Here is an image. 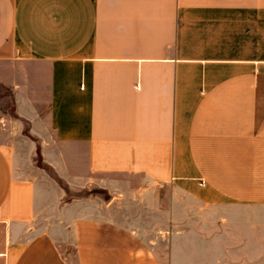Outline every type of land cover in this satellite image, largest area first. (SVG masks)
<instances>
[{
  "label": "crops",
  "instance_id": "crops-1",
  "mask_svg": "<svg viewBox=\"0 0 264 264\" xmlns=\"http://www.w3.org/2000/svg\"><path fill=\"white\" fill-rule=\"evenodd\" d=\"M0 87L16 117L0 110V133L46 130L43 161L70 182L264 209V0H0ZM42 210L0 141V264H192L83 201L50 226Z\"/></svg>",
  "mask_w": 264,
  "mask_h": 264
},
{
  "label": "rangeland",
  "instance_id": "rangeland-1",
  "mask_svg": "<svg viewBox=\"0 0 264 264\" xmlns=\"http://www.w3.org/2000/svg\"><path fill=\"white\" fill-rule=\"evenodd\" d=\"M13 106L10 90L0 87V110L16 119ZM8 127L0 141L15 144L19 175L37 183L41 227L59 223L75 202L83 201L96 215H113L140 229L147 240H159L156 248L165 261L175 252L179 258L189 256L192 264H264V209L241 214L231 206H203L176 187L151 185L139 177L113 176L107 187L75 184L43 161L46 130H31L24 123ZM55 230L60 251L73 256L72 230Z\"/></svg>",
  "mask_w": 264,
  "mask_h": 264
}]
</instances>
